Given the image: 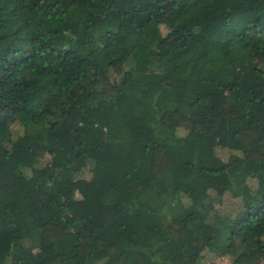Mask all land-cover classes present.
Instances as JSON below:
<instances>
[{
    "label": "trees",
    "instance_id": "1",
    "mask_svg": "<svg viewBox=\"0 0 264 264\" xmlns=\"http://www.w3.org/2000/svg\"><path fill=\"white\" fill-rule=\"evenodd\" d=\"M0 183V264H264V0H0Z\"/></svg>",
    "mask_w": 264,
    "mask_h": 264
},
{
    "label": "rangeland",
    "instance_id": "2",
    "mask_svg": "<svg viewBox=\"0 0 264 264\" xmlns=\"http://www.w3.org/2000/svg\"><path fill=\"white\" fill-rule=\"evenodd\" d=\"M126 28H128V26H126ZM161 28H162L163 31H166V28H165L164 25H162ZM16 125H17L16 127L18 129L19 125L18 124H16ZM197 152H199V151H197ZM213 154H218V155H222L223 156L225 154V150H223L221 148H216V149H213V150L208 149V150L204 151V153H203L204 156H210V155H213ZM220 181L223 184L226 181V175L220 176ZM25 182L26 181H24V183ZM109 183H111V182H106L104 185L109 184ZM0 189L3 190V191H6V192H10L12 194L16 193V192L12 191V189H11V187H9V185H5L3 183H0ZM125 191L126 190L123 189L122 192L126 193ZM75 207L78 208L79 210H81L82 212H91L92 209H93V205L92 204H89V203L83 202V201L76 202L75 203ZM213 260L215 262H219V264H227L228 258L223 260V261H217V259H215V258ZM210 261H212V257L210 258Z\"/></svg>",
    "mask_w": 264,
    "mask_h": 264
}]
</instances>
